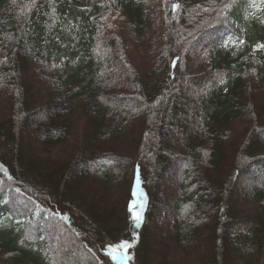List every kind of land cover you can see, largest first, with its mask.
Returning a JSON list of instances; mask_svg holds the SVG:
<instances>
[{
  "label": "trees",
  "instance_id": "trees-1",
  "mask_svg": "<svg viewBox=\"0 0 264 264\" xmlns=\"http://www.w3.org/2000/svg\"><path fill=\"white\" fill-rule=\"evenodd\" d=\"M149 2L0 0V231L40 264L67 263L63 248L94 264L91 246L105 241L126 242V251L147 243L144 261L124 264H179L178 238L188 236L215 239L214 264H229L230 251L234 264H264V201L245 213L247 232L232 233L236 220L223 219L246 170L264 164V69L228 73L215 54L247 18L264 33V0H159L152 17ZM110 24L126 28L128 41ZM209 34V55L201 50L204 59L196 53L190 65L188 52ZM210 112L221 145L193 149ZM29 121L38 135L27 143ZM174 165L165 193L161 180ZM260 168L249 187L264 177ZM66 203L81 222L58 214ZM47 228L60 229L66 247L53 248ZM0 264H15L1 248Z\"/></svg>",
  "mask_w": 264,
  "mask_h": 264
},
{
  "label": "rangeland",
  "instance_id": "rangeland-1",
  "mask_svg": "<svg viewBox=\"0 0 264 264\" xmlns=\"http://www.w3.org/2000/svg\"><path fill=\"white\" fill-rule=\"evenodd\" d=\"M209 1L215 2V4H217L221 0H209ZM159 5H160L159 0H150L147 15L149 17H152L153 15L155 16V13L157 11L159 12V8H157ZM247 19L248 20H243L240 24L241 28L239 32L241 36L239 38L231 37L223 40L221 45L224 46V50L215 52L216 56L219 58V61H221L222 64L226 67L228 73L233 72L234 70L242 66L252 68L256 71L257 70L261 71L262 69H264V47H259L260 45H264V33L262 32L263 24L256 19H249V18ZM116 21L118 22L117 19ZM160 25L161 23L158 18H156L155 20L153 19L151 21V26L153 27V33L154 36H156L154 37V39H156L160 34L159 33L161 28ZM120 27L121 26L116 24L109 25L110 30H112L111 32H115L119 34L122 37L123 42H126L128 41L126 40L127 29L122 28L119 33ZM215 39L216 37L214 38L210 34L201 37L199 39L198 43L196 44L197 46L192 47L186 56V60H190L189 61L190 65L191 62L194 61L193 59L194 54L196 53L199 54L201 50L207 52L206 53L207 56L209 55L208 52L209 49L207 48L209 47V45H212L214 42H216ZM126 45L130 50L134 49L132 45H128V42L126 43ZM198 57L204 59L201 56V54H199ZM32 124L33 122L29 121L28 123H26L25 129L22 130V139H24V142L28 143L29 141H32L36 135H38V130L36 128H33ZM198 134H199L198 137L195 136V139L192 140L193 145H191V147L193 149L195 148L200 149L202 147L210 148L215 145L219 147L221 145L220 144L221 138H219L217 125L214 120V112H210L204 116L201 127H199ZM261 143L262 142L259 140L256 141L251 149L256 150L259 146H261ZM29 148H34V146L29 145ZM198 149L194 150L192 154V158L195 163H198L200 158ZM38 154L45 161H49V159L53 157L52 153L44 155L41 154V151H39ZM218 160L219 158L216 161ZM256 163L260 165L263 164L260 162H256ZM260 165H255L254 167L247 169L244 175L241 177V180L238 182V185L234 188L231 205L235 207H233L232 209L231 206H229V209H227L226 208L227 203L224 206L225 207L224 209L226 210V214L223 216V219H228L225 221L226 226L228 227L231 224L230 221L236 220L235 221L236 223L234 225H236L238 228L236 230L233 229L232 233H235L236 231H241V233L243 231L247 232L249 226L245 225L243 226L242 229V225H241L243 217L247 216V214L245 215V213H249L250 215L251 213H253V207H256L257 204H259V202H261L262 200L264 201V177L260 179L258 185L249 187L251 183L250 180H254L260 177L259 172L262 173L261 171L262 169L260 167L263 166L264 164L261 166ZM179 167H181V165H179ZM173 169L174 171L172 172V174H166L165 178L161 180V190L165 193L169 191V186L172 185L177 180L178 177L177 167L174 165ZM80 174L81 172L79 173L78 176H80ZM211 174H215V173L213 172ZM212 182L216 183V180L212 179L211 183ZM247 189L249 190V192H251V196H250L251 199L249 204H247L248 205L247 207H241L240 201L242 200L241 202L244 203L243 199L245 198ZM245 201L248 202V198H246ZM161 203L168 207L166 201L163 200L161 201ZM57 211H59L58 214L61 217L65 216L63 217L65 219L66 217H71L73 221L81 222L83 220V219H79L76 210L73 211V209L69 207L67 203H66V211H60V210ZM67 211L70 212L71 216L68 213L66 214L64 213ZM224 228L225 227L223 226V229ZM56 230L57 231L55 232V234H53V231L50 230V228H47L46 231V235L49 236L50 239L52 238L53 240L52 242L53 248L57 249L58 243H60L62 248L66 247V241L61 239L62 231H60V229H56ZM204 231L206 233L207 238L208 236L211 237L212 231L209 228L205 229ZM202 237L203 239L205 238L204 236ZM178 241L180 247L183 248V254H182L183 262L179 264H214V258L212 256V247L215 246L214 245L216 243L215 239H213L212 242L208 239V240L200 241L199 242L200 244L199 243L196 244L194 241L191 240V237L188 236L187 238H178ZM121 243H122L121 241L120 242L105 241L103 243L99 242L93 244L91 247L93 248V253L98 260L94 264H124V260L126 261L130 259H134V260L138 259L141 262L145 260L146 255L148 256L147 250H144V247L148 248L147 243L146 245L145 244L142 245L143 247L137 246L133 248V250L128 249L127 251L126 249H121L119 247ZM0 248L6 250L11 260L15 264H40L38 261H36L33 258L30 252H28L20 244H18L13 240L11 233H9L8 231H0ZM63 249H66L65 255L66 258H68L67 260L68 262L66 263V261H63L61 264H76V263L86 264L87 262L86 256L84 257V255L80 250L75 248L74 250L67 248H63ZM174 258L176 259L177 257L174 256ZM223 258L226 259L229 264L230 261L233 262L234 264V260H236L234 257H232L231 251L230 253H226V255ZM168 264H175V263L169 262Z\"/></svg>",
  "mask_w": 264,
  "mask_h": 264
},
{
  "label": "snow or ice",
  "instance_id": "snow-or-ice-1",
  "mask_svg": "<svg viewBox=\"0 0 264 264\" xmlns=\"http://www.w3.org/2000/svg\"><path fill=\"white\" fill-rule=\"evenodd\" d=\"M175 7H178V5H174V8ZM228 7H230L229 4H224V8H228ZM259 47H264V45H260ZM173 66H175V61L173 62ZM134 219H135L137 226H138L142 220V214L141 213H134ZM119 247L121 249H127L128 247H130V245L128 243L124 242V243H121V245H119Z\"/></svg>",
  "mask_w": 264,
  "mask_h": 264
}]
</instances>
